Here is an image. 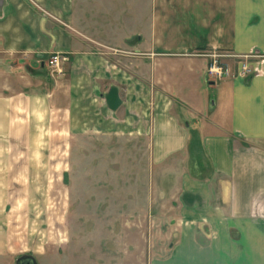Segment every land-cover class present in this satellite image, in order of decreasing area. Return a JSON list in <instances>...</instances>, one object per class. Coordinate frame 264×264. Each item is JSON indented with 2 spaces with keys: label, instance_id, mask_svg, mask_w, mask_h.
I'll return each mask as SVG.
<instances>
[{
  "label": "crops",
  "instance_id": "1",
  "mask_svg": "<svg viewBox=\"0 0 264 264\" xmlns=\"http://www.w3.org/2000/svg\"><path fill=\"white\" fill-rule=\"evenodd\" d=\"M149 2L144 28L137 0H0V264L30 254L28 216L5 215L57 124L143 140L166 166L171 222L155 223L149 264H264V0ZM223 53L255 56L253 75L209 82ZM40 259L68 264L57 249Z\"/></svg>",
  "mask_w": 264,
  "mask_h": 264
},
{
  "label": "rangeland",
  "instance_id": "2",
  "mask_svg": "<svg viewBox=\"0 0 264 264\" xmlns=\"http://www.w3.org/2000/svg\"><path fill=\"white\" fill-rule=\"evenodd\" d=\"M136 9L137 20L148 27L149 0H137ZM50 137L57 144L35 147L33 175L17 178L28 191L18 193L17 208L5 215L28 216L29 224L18 225V232L29 233L30 255L44 264L43 252L57 249L68 264H149L155 223L171 222L161 190L171 187L166 166L152 164L143 140L71 137L58 124ZM1 195L4 201L9 194Z\"/></svg>",
  "mask_w": 264,
  "mask_h": 264
},
{
  "label": "built area",
  "instance_id": "3",
  "mask_svg": "<svg viewBox=\"0 0 264 264\" xmlns=\"http://www.w3.org/2000/svg\"><path fill=\"white\" fill-rule=\"evenodd\" d=\"M255 57L252 55H235L231 53L214 54L212 55V61L207 67V78L209 82H219L229 76H241L248 78L253 75L254 69L249 63V59ZM225 58L237 59L238 63L236 68L224 61ZM68 58L62 54H53L49 58L48 65L51 73L53 75L61 76L64 71L62 68V63L67 61Z\"/></svg>",
  "mask_w": 264,
  "mask_h": 264
},
{
  "label": "water",
  "instance_id": "4",
  "mask_svg": "<svg viewBox=\"0 0 264 264\" xmlns=\"http://www.w3.org/2000/svg\"><path fill=\"white\" fill-rule=\"evenodd\" d=\"M16 264H38V261L33 255L25 254L17 259Z\"/></svg>",
  "mask_w": 264,
  "mask_h": 264
}]
</instances>
